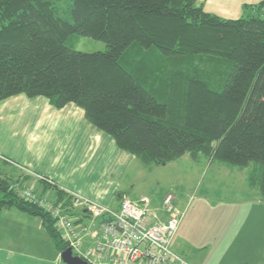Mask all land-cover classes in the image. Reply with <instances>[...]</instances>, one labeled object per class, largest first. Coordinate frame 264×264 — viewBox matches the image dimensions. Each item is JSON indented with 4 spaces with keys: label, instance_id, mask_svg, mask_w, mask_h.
<instances>
[{
    "label": "trees",
    "instance_id": "obj_1",
    "mask_svg": "<svg viewBox=\"0 0 264 264\" xmlns=\"http://www.w3.org/2000/svg\"><path fill=\"white\" fill-rule=\"evenodd\" d=\"M257 8L227 19L198 0H0V102L75 104L145 168L186 154L258 165L249 181L264 201V0ZM74 34L107 49L77 51L67 45ZM6 209L40 218L57 250L69 248L52 215L0 175Z\"/></svg>",
    "mask_w": 264,
    "mask_h": 264
},
{
    "label": "crops",
    "instance_id": "obj_2",
    "mask_svg": "<svg viewBox=\"0 0 264 264\" xmlns=\"http://www.w3.org/2000/svg\"><path fill=\"white\" fill-rule=\"evenodd\" d=\"M199 1L209 13L227 19H239L245 5L258 4L262 0ZM190 160L193 164L200 165L205 159L199 157L198 160H194L190 156ZM138 163L141 162L135 156L119 149L110 135L89 123L84 110L75 104L58 109L51 106L43 97L30 99L25 95L0 102V175L10 181L11 187L28 189L53 203L58 202V194L54 189L57 188L67 195L78 194L118 210L123 198L135 202L148 198V196L131 198L135 183L130 182V175ZM140 165V169L147 170ZM221 165L223 164L218 163L221 170L230 168L239 170ZM239 171L243 173L245 190L249 194L246 193L243 199L236 201L228 196L220 197L224 198L229 206L263 209L264 201L258 186L250 183V173L243 169ZM39 176L53 182L50 184L52 186L39 180ZM171 194L175 196L176 205L185 211L192 203V200L185 203L188 196L172 192ZM203 194L207 198L213 195L212 192ZM164 197L165 195H158L150 198L155 209L160 207ZM60 202L66 204L65 200ZM243 202L245 204L240 205ZM76 214L78 215V212ZM183 222L184 220L177 232L173 250L189 264H251L249 256L257 254L249 250L254 247L253 245L246 246L243 252L237 248L234 250L231 246L233 242L235 248L242 244L244 237L248 239V231L244 235L235 234L229 239L223 237L216 239L215 233L206 237L209 230L202 227L205 228V233L194 236L193 242L191 241L193 237L183 230ZM255 224L256 222L251 221L244 223ZM204 237L206 238L203 240ZM222 240H225L228 249L226 247L222 249L224 245ZM226 250H229L231 255L246 258L241 262L232 261L226 256ZM0 264H63V262L61 253L40 218L17 209H6L0 213Z\"/></svg>",
    "mask_w": 264,
    "mask_h": 264
},
{
    "label": "rangeland",
    "instance_id": "obj_3",
    "mask_svg": "<svg viewBox=\"0 0 264 264\" xmlns=\"http://www.w3.org/2000/svg\"><path fill=\"white\" fill-rule=\"evenodd\" d=\"M198 2L203 5L199 0ZM261 2L258 4L245 5L246 7H243V12L240 17H246L251 13H256V11H258L257 6ZM59 7L62 12H64L67 10L68 5L61 3ZM261 13L264 14V8L261 9ZM67 45L84 53L104 52L107 49L103 41L76 34L68 38ZM199 64L201 65V63ZM218 163L223 164L218 161L207 159L203 160L200 165L193 164L189 154L184 155L173 163H168L166 165L154 164L151 167H147V170L140 169L141 163H138L130 175V182L135 183L131 198L138 199L141 196L155 198L158 197V195L166 196V194L171 192L174 194L178 193L180 196H188L185 198V203L192 200L188 209L185 211L179 206L177 207L182 211L184 216L183 230L187 232L189 236L193 237L191 241H195L194 236L205 233V228L202 227H207L209 230L206 237L215 233L216 239L220 237L229 239L235 234L244 235L248 231V239L244 237L241 245L234 248V243L232 242L231 246L234 250L237 248L238 251L243 252L246 246L253 245L254 247L249 250H253L257 252V254L249 256L251 264H264V208H246L245 206L227 205L224 198L220 196H228L232 198L233 201H236L237 199H243L248 192L245 190L244 176L243 173H240V169L232 168L234 171H232L231 168L221 170L218 167ZM221 166L226 165L223 164ZM251 166L243 170L249 172L251 176L253 174L254 177H256L255 179L259 180L260 166L255 164ZM254 166L257 170H255ZM181 185H183V187ZM204 192H212L213 195L207 198V196L203 194ZM233 201L232 203H234ZM244 204L245 202L240 205ZM249 221L256 222V224L244 225V223ZM229 230L230 234L227 235ZM241 230L243 232H241ZM206 237H204L203 240ZM222 243L224 244L222 249H224V247H226L225 240H222ZM235 244H237V242H235ZM226 256L235 262H241V260H245L246 258L245 256L231 255L229 250H226Z\"/></svg>",
    "mask_w": 264,
    "mask_h": 264
},
{
    "label": "built area",
    "instance_id": "obj_4",
    "mask_svg": "<svg viewBox=\"0 0 264 264\" xmlns=\"http://www.w3.org/2000/svg\"><path fill=\"white\" fill-rule=\"evenodd\" d=\"M12 188L48 211L73 255L89 264H189L173 250L184 216L171 193L157 209L150 198H123L115 210L78 194H69L72 202L66 205Z\"/></svg>",
    "mask_w": 264,
    "mask_h": 264
},
{
    "label": "water",
    "instance_id": "obj_5",
    "mask_svg": "<svg viewBox=\"0 0 264 264\" xmlns=\"http://www.w3.org/2000/svg\"><path fill=\"white\" fill-rule=\"evenodd\" d=\"M61 260L64 264H89L81 258L74 256L70 248L61 253Z\"/></svg>",
    "mask_w": 264,
    "mask_h": 264
}]
</instances>
